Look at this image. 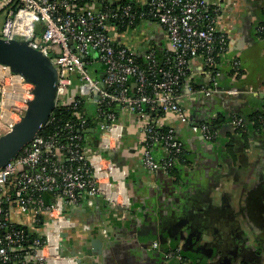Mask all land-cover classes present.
Returning <instances> with one entry per match:
<instances>
[{
  "label": "built area",
  "instance_id": "obj_1",
  "mask_svg": "<svg viewBox=\"0 0 264 264\" xmlns=\"http://www.w3.org/2000/svg\"><path fill=\"white\" fill-rule=\"evenodd\" d=\"M77 1L0 0L4 12L0 36L27 40L30 47L48 56L57 75L54 109H76L86 103L95 114L92 123L98 134L96 147L85 145L84 130L94 127L88 125L89 117L76 112L75 120L64 122L60 133L44 137L40 131L53 123V109L37 135L0 168V264H79V255L61 251L63 232L75 225L66 207L81 201L95 206L99 196L113 207L131 206L128 173L116 155L123 125L115 111L106 107L116 105L119 112L136 116L144 135L143 167L150 172L168 171L182 157L183 144L175 128L163 121L170 116L183 121L188 117L180 95L189 64L201 58L210 70L216 69L227 48V35L216 29L213 10L204 0H149L146 10L137 14L128 5L100 9L95 4L78 7ZM143 18L154 19L166 32L170 51L162 62L150 50L141 65L134 50L115 41L120 29ZM218 89L216 80L187 88L188 93L205 96ZM32 90L31 83L0 64L2 133L20 120L33 98ZM235 125L242 127V119L237 118ZM197 128L206 139L213 137L214 127L208 123L201 122ZM155 149L162 152L161 157L154 154ZM14 209L30 214L33 228L16 227L10 221ZM39 223L42 230L35 226ZM82 229L91 226L85 223ZM98 231L108 236L105 226ZM152 246L156 248L157 242Z\"/></svg>",
  "mask_w": 264,
  "mask_h": 264
},
{
  "label": "crops",
  "instance_id": "obj_2",
  "mask_svg": "<svg viewBox=\"0 0 264 264\" xmlns=\"http://www.w3.org/2000/svg\"><path fill=\"white\" fill-rule=\"evenodd\" d=\"M204 1L228 43L214 76L201 58L191 60L180 95L188 117L163 121L175 128L183 155L173 169L148 171L140 159L144 135L136 116L118 113L123 136L116 155L128 173L131 206L113 207L99 196L95 206L81 201L66 207L75 225L62 237L61 251L79 255L84 264H195L192 257L208 249L241 246L259 250L257 264H264V0ZM115 41L137 55L155 50L161 57L170 51L164 28L152 19L118 31ZM214 80L219 89L212 95L188 93L192 83ZM217 117L222 120L206 139L197 125ZM237 118L242 127L235 125ZM90 137L97 142V131ZM10 221L34 225L30 214L17 209ZM85 223L90 230L82 229ZM100 226L108 237L99 233ZM152 241L160 247L153 248ZM203 242L208 246L200 250ZM164 252L180 259L165 261ZM249 257L254 264L256 256Z\"/></svg>",
  "mask_w": 264,
  "mask_h": 264
},
{
  "label": "water",
  "instance_id": "obj_3",
  "mask_svg": "<svg viewBox=\"0 0 264 264\" xmlns=\"http://www.w3.org/2000/svg\"><path fill=\"white\" fill-rule=\"evenodd\" d=\"M0 64L8 66L13 73L21 75L25 81L33 85V98L27 102L20 120L10 130L0 135L2 168L37 135L54 109L57 75L50 58L30 47L27 40L20 38L0 37ZM243 118L247 119L245 116ZM84 131L91 133L94 129L88 128ZM107 155L113 156L114 153L107 152ZM144 228L145 226L141 229ZM65 235L66 232H63L62 237ZM78 263L84 264L80 259Z\"/></svg>",
  "mask_w": 264,
  "mask_h": 264
},
{
  "label": "trees",
  "instance_id": "obj_4",
  "mask_svg": "<svg viewBox=\"0 0 264 264\" xmlns=\"http://www.w3.org/2000/svg\"><path fill=\"white\" fill-rule=\"evenodd\" d=\"M148 2H149V0H142V1H138V0H78L76 3V6L82 7V6H88L87 4H95L97 7L102 9L105 6H108L110 8H114L117 5H120V6L128 5V6H130L131 11L137 14L139 12L141 13V12H144L146 10V8L148 7ZM143 19H151V18H143ZM140 20H142V19L136 20V22L133 26H135ZM152 20H154V19H152ZM122 29H124V28H122ZM122 29H120V30H122ZM147 53H148V51L145 53V55H137L136 56L137 63L143 65L146 61L145 56ZM154 54H155V58L158 62H162L167 56V53H165L161 57H160V55L157 54V52H154ZM216 69L214 68L211 70V73L213 76L215 75ZM183 82H184V80L182 79L181 89H182ZM191 85L194 86L196 84L192 83ZM106 109L114 110L116 115H118V113H119V107L116 105H112V108H110L108 106V107H106ZM92 110H93L92 107L87 105L84 102H82L76 109L68 108L66 106L56 107L53 111V114H52L54 116L53 123L47 124L40 131V134H42L45 137V136H49L51 134H54L55 132L60 133V127L63 125L64 122H66V121L71 122V121L75 120V113L76 112H81L84 115H86L87 117H89L88 125L90 127H94V129L96 131L95 124L92 123L93 122L92 119H94V116H95V114L93 113ZM250 117H251V115H250ZM221 120L222 119L220 117H217V118L212 119L210 122H206V123H208L212 127H215ZM81 133H82V131H81ZM83 136H84V144L85 145H89L91 147H96L97 142H95V140H93L92 137H90V133H83ZM156 151H157V149L154 150V154H156ZM158 155H159V157L162 156V152L160 150H159ZM175 164L172 166L171 169L174 168ZM45 199H46V201L51 200V198L49 196H45ZM39 225H40V223L38 225L35 224V226H37V227H39ZM15 226L19 227V228L26 229L29 231V228L23 224L15 223ZM30 236L32 237L33 234H31ZM16 260L18 261L19 258H17ZM16 260H14V261H16Z\"/></svg>",
  "mask_w": 264,
  "mask_h": 264
},
{
  "label": "flooded vegetation",
  "instance_id": "obj_5",
  "mask_svg": "<svg viewBox=\"0 0 264 264\" xmlns=\"http://www.w3.org/2000/svg\"><path fill=\"white\" fill-rule=\"evenodd\" d=\"M139 216H142L141 214ZM148 233L147 234H150L151 231H149L148 229L144 228ZM143 229V230H144ZM108 236H109V233H108ZM106 236V237H108ZM162 241V240H161ZM154 241H152L153 243ZM157 242V247L156 248H159L160 247V242L159 241H155ZM176 245V244H175ZM208 246V243L207 242H203L201 247H200V250L203 248V247H207ZM153 247V246H152ZM251 248V247H250ZM250 248H243L242 246L241 247H226V248H220V249H217L215 251H211V252H208L210 251L208 249V251H206L205 253L201 254V255H195L193 256V261L195 264H250L248 263V260L250 257L249 256H256V262L254 264H257L260 262V258H259V250H254V252L252 250H250ZM176 249V248H174ZM164 251L165 248H164ZM249 251L253 252L250 253ZM176 255L175 253H171L169 255L168 258H175ZM163 257H164V260L167 261L168 258L165 257V252L163 253ZM179 259H180V256H178ZM177 257V258H178ZM253 264V263H251Z\"/></svg>",
  "mask_w": 264,
  "mask_h": 264
},
{
  "label": "rangeland",
  "instance_id": "obj_6",
  "mask_svg": "<svg viewBox=\"0 0 264 264\" xmlns=\"http://www.w3.org/2000/svg\"><path fill=\"white\" fill-rule=\"evenodd\" d=\"M4 20V12L1 10L0 11V29H1V26H2V22ZM1 35V34H0ZM1 37V36H0ZM94 66H99V64H94ZM101 68V66H99ZM92 69V68H91ZM2 131H0V135H2Z\"/></svg>",
  "mask_w": 264,
  "mask_h": 264
}]
</instances>
